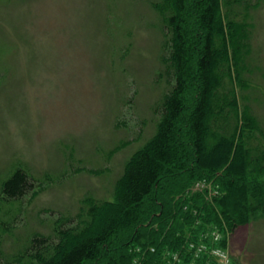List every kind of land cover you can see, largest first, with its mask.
I'll return each instance as SVG.
<instances>
[{"label": "rangeland", "instance_id": "374dc122", "mask_svg": "<svg viewBox=\"0 0 264 264\" xmlns=\"http://www.w3.org/2000/svg\"><path fill=\"white\" fill-rule=\"evenodd\" d=\"M198 1L187 0L182 14L187 98L201 36ZM218 1L224 26L234 29L229 56L237 50L250 83L244 95L264 126V0ZM164 2L0 0V188L18 168L33 182L20 201L0 195V264L30 238L69 225L84 199L110 200L125 162L152 136L175 80ZM176 193L172 206L187 214L175 235L182 242L162 246L157 264H264V214L230 230L206 211L221 195L215 177Z\"/></svg>", "mask_w": 264, "mask_h": 264}, {"label": "trees", "instance_id": "16d2710c", "mask_svg": "<svg viewBox=\"0 0 264 264\" xmlns=\"http://www.w3.org/2000/svg\"><path fill=\"white\" fill-rule=\"evenodd\" d=\"M199 1L194 93L187 98L184 78L187 0H165L175 80L163 97L152 136L125 162L110 200L84 199V210L69 225L55 227L51 237L30 238L23 253L6 264H157L162 246L178 249L182 242L175 235L181 230L179 218L187 214L172 206V197L201 177L220 183L221 195L206 211L219 214L230 230L264 214V126L244 95L250 83L238 66L237 50L229 56L231 23L224 26L218 0ZM32 186L31 176L18 168L3 181L1 199L20 201ZM133 246L140 252L131 251Z\"/></svg>", "mask_w": 264, "mask_h": 264}]
</instances>
